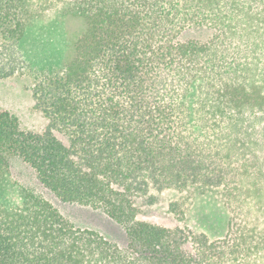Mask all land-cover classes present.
<instances>
[{"label":"trees","instance_id":"16d2710c","mask_svg":"<svg viewBox=\"0 0 264 264\" xmlns=\"http://www.w3.org/2000/svg\"><path fill=\"white\" fill-rule=\"evenodd\" d=\"M67 16L85 23L70 54L31 58L28 30ZM190 29L212 34L180 41ZM16 72L49 124L25 131L0 111V264H264V0H0V79ZM13 159L127 246L10 180ZM198 189L229 214L221 240L137 219L154 192ZM170 212L183 219L186 200Z\"/></svg>","mask_w":264,"mask_h":264},{"label":"rangeland","instance_id":"374dc122","mask_svg":"<svg viewBox=\"0 0 264 264\" xmlns=\"http://www.w3.org/2000/svg\"><path fill=\"white\" fill-rule=\"evenodd\" d=\"M84 30L85 23L71 16L36 23L26 34L25 50L42 65L61 61L70 54L73 42ZM211 34L208 29H190L183 32L179 40L205 41ZM24 72H16L9 78L0 79V111L15 115L23 130L41 133L49 122L42 113L34 109L32 81ZM55 135L67 145L64 135L58 132ZM9 176L10 180L31 188L51 203L75 228L95 231L120 248L127 246L128 239L123 227L100 210L62 202L45 189L36 179L34 171L19 159L11 161ZM154 196L155 202L151 205L147 201L140 203L142 200H138V220L170 229L179 228L184 233L203 234L210 240H221L228 232L229 214L215 190L198 189L192 194L172 190L154 192ZM185 200L186 215L179 219L175 213L170 212V206L174 202L182 203Z\"/></svg>","mask_w":264,"mask_h":264}]
</instances>
